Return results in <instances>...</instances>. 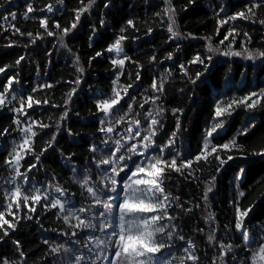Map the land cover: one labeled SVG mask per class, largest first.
<instances>
[{
	"label": "snow or ice",
	"instance_id": "obj_1",
	"mask_svg": "<svg viewBox=\"0 0 264 264\" xmlns=\"http://www.w3.org/2000/svg\"><path fill=\"white\" fill-rule=\"evenodd\" d=\"M13 0H0V8L11 4ZM26 9L22 13V19H29V14L40 13L39 31L34 35L32 32H21L19 28H14L12 35L27 36L29 45H37V40L43 42L48 37L58 35L57 43L60 49L72 53L69 47L68 39L74 35L81 25V17L85 13H90L97 4V0H79V7L71 11L74 13V19L69 25L62 27L58 20H53L52 28L49 27V15H55L57 12H63L64 0H57L59 8L48 3L37 9L33 7V2L24 0ZM156 0H144L147 6H151ZM197 0H188V6L196 5ZM112 0H103V8L109 9ZM163 5L160 11L154 13V16L160 17L161 20L167 21V33H169L168 42L180 41L185 38L203 39L205 41V52L202 55L197 52L191 59L180 62L179 53L181 45L176 43L174 51H168L162 60H157L155 52L149 58V67L133 60L125 50V42L130 38L124 33L129 27L136 32L140 29L136 27L134 19H128L125 27L120 28V34L114 38V42L109 44L106 49L96 51L95 55L88 60L89 66L97 57H105L110 54V65L113 73L112 87L110 94L98 93L101 98H93L95 104V113L93 114L98 123L96 141L89 145L90 158L87 167H78L74 163L75 153L65 156L60 153L61 158L67 168L73 173V177H80L74 182L78 183L83 189L82 197L86 203L76 207L74 204L75 193L69 192L58 184L52 190V180L46 181L43 186H37L33 177L35 172L39 171L38 165H42V157L52 149L56 151L54 145L57 143V135L60 134L64 123H66L70 104L73 97L77 94L79 86L84 83L83 74L85 67L80 62L79 55L74 54L73 64L74 71L77 75L73 80L65 81L69 85H74L66 94V99L61 104H53L52 107L61 108L62 112L59 121L53 127L52 124L34 119L26 109H33L34 106L49 104L47 99L40 100L35 98V93L42 92L44 89H52L51 83H38L30 90H27L21 84L19 67L21 62L26 61L27 53L20 55L15 59L14 64H6L0 67V74L5 76L4 83L0 84V111L7 110L12 114L11 123L0 130V139L8 137L11 140L9 146L0 145V151H7L8 156L4 161L6 171L10 172L11 189L6 190V208L11 219L5 218V212L0 211V244L10 243L13 249V257L0 256V264H28V254L18 239H13L21 220H33L36 214L37 206L42 212H53L57 220L63 221L68 225V230L61 231L62 243H51L48 239L43 241L48 251L45 254L42 264H203V260L196 251L195 244L178 231L179 216L171 214L179 209L183 213H192L193 207L199 208L200 204L186 206L180 200L179 196L172 197L171 193H166L164 188V173L167 169L169 173L175 172L183 175L185 179L192 176L193 162H203L205 165L216 163L215 174L206 182V187L201 196L205 204L209 200V194L213 192V185L217 174L229 161L241 159L247 162L249 155L259 157L264 160V138L259 141V147L250 152L245 149L244 145L239 144L236 137L222 144H215L214 134H219L224 129L225 120L221 118L230 117L236 107L243 105L247 110H255L261 102L264 101V88L258 91H252L242 96L239 100L231 99L225 103L219 100L213 109V118L209 122V127L205 129L202 137L201 146L190 156L181 151V141L178 134L181 132V123L179 116L183 115V109L172 108L171 115L176 117L175 128L163 143H157L160 134L164 129V115L168 109L164 108L163 102L167 96L168 88L171 87L170 80L174 79L173 70L180 73L181 78L189 86V91L207 82L208 75H212L211 69L215 66L214 58L216 57H233L243 58L252 62L249 67L255 66V61L259 59L260 67L264 70V45L262 48L250 50L252 37L247 32L242 33L240 50H234L237 37L241 33L237 31L229 22L250 21L257 23L254 19L257 13L254 9L259 10L264 7V0H248L243 10L229 12L226 10V3H220L218 0H211L209 10L212 12V18L217 24L215 35L220 34V27L229 25L226 29V35L219 40L217 45H213L211 37H195L188 33L187 37L182 34L177 25L176 8L173 0H160ZM214 5V6H213ZM187 11V6L181 9ZM223 14V16H222ZM31 18L35 19L36 16ZM84 16V19H89ZM4 21L13 22L17 20L16 12H9L8 16L2 17ZM100 27L106 26L105 19L97 21ZM258 23L264 26V19H259ZM3 27V25H0ZM5 31L8 29L5 28ZM152 27L146 29L145 35L151 36ZM98 35V30L93 24L89 35V47ZM232 37V39H229ZM138 40L140 37H132ZM225 41L227 44L225 45ZM14 42L9 43L6 47H12ZM224 46L223 48L221 46ZM56 49V45H53ZM52 51H45L44 56L47 63L51 62ZM115 58H112V57ZM173 61V67L164 66V61ZM126 62L134 65V73H126ZM216 63L221 61L216 60ZM185 64L191 66L199 65L201 70L197 71L194 76L189 73ZM159 66V68H158ZM39 71V63L35 65ZM16 69L14 74L9 75L6 69ZM143 71H152L149 88L140 93V100L136 95H131L129 90L134 87L136 82L142 80ZM121 77H125L127 83L120 85ZM59 83V82H58ZM16 85L17 87H14ZM180 94L185 93V89H179ZM127 97V99H125ZM256 99H253V98ZM123 101V103H121ZM160 101V104H157ZM249 101H251L249 103ZM145 104L149 107L145 108ZM79 115V113H76ZM179 114V115H178ZM50 119V118H49ZM251 122L243 128L238 135L247 137L251 129L256 128L254 123L255 117L250 118ZM143 121V124H142ZM34 126H38L34 130ZM11 129V131H9ZM46 129H53L51 137L40 147L39 151L35 148V139L40 134H47ZM68 135H73L70 128H64ZM13 133L16 137L13 138ZM42 138V137H41ZM235 149L240 155H227L226 159L220 155L221 150ZM215 154V155H213ZM31 157V160L26 157ZM213 157V161H209ZM22 161L24 163H22ZM179 161V163H178ZM27 164L22 172L21 168ZM95 170L97 179L93 181V172ZM185 169L186 172H182ZM32 173V176H29ZM123 173V175H121ZM246 175V169L239 168L235 179L241 180ZM7 183V181H6ZM43 189V190H42ZM239 196L243 197L244 193L240 192ZM234 220L233 226L239 233L241 245L236 247L233 244H224L222 241L216 243L215 229L207 234V241L214 246L218 252L219 264H264V226L256 225L249 227L251 223L249 213L252 212L253 205L241 207L239 201H234ZM174 205V206H173ZM15 206L16 212H12ZM24 214L21 216V209ZM75 219L77 223L71 225L70 221ZM215 221V216L208 213L206 221ZM35 223H39L37 219ZM259 228V231L256 229ZM198 232L203 233V228H198ZM81 241H84L81 245ZM179 241H185L180 245L183 255L176 257L177 251L173 247ZM238 251H247L249 257L245 260L237 258ZM216 264V260L213 261Z\"/></svg>",
	"mask_w": 264,
	"mask_h": 264
},
{
	"label": "trees",
	"instance_id": "obj_2",
	"mask_svg": "<svg viewBox=\"0 0 264 264\" xmlns=\"http://www.w3.org/2000/svg\"><path fill=\"white\" fill-rule=\"evenodd\" d=\"M30 2H33V7L37 9L48 3H52L56 8L60 7L57 0H30ZM218 2L226 3V10L231 13L243 10L248 0H218ZM85 3H87V0H85ZM210 3L211 0H197L196 5L188 6V0H173L179 31L185 37H187L188 33H192L195 37H211L215 46L226 35L225 29L229 25L220 27V34L215 35L217 24L214 22L212 12L209 10L208 6ZM79 6V0H64L63 8L66 9L65 11L57 12L55 15L48 14L50 17V29L52 28L53 20H58L62 27L69 25L74 19V13L71 10ZM186 6L187 11H182L181 9ZM162 7L160 0H156L151 6H147L144 0H112L110 8L104 9L103 0H97V4L91 12L84 14V16H89L90 18L85 20L84 16H82V26H78L79 30L74 35H70V39H68L72 53H67L66 50L59 48L57 43L59 33H57V36L46 38L43 42L37 40V45L24 47L31 38L26 35H12L14 28H19L24 33L32 32L34 35L38 31L43 33V29L39 27V17L43 14L37 12L29 14V19H22V13L26 9L24 0H13L11 4L0 8V25H3V27H0V67L6 64H14L15 59L27 53L26 61L28 62L22 61L19 67L21 84L25 87L26 94L27 90H30L38 83L47 82L54 85L52 89H44L42 92L34 94L36 99L42 101L47 99L49 101L47 105L42 104L41 106H34L33 109H26L34 119L50 123L53 127L55 126L59 121L62 109L52 107V105L61 104L66 99V94L74 85H69L65 81L73 80L77 75L74 71L75 65L72 62L74 54L79 55L80 62L85 67V73L83 74L85 82L79 86L77 94L73 97L67 121L64 123L60 134L57 135V143L54 145L57 150L49 149L41 158L42 165L37 166L39 171L37 172L36 169H33V172L36 173L33 180L37 186H43L46 181L55 177L52 182L53 191L58 184L65 190L75 193L74 204L76 207L82 206L87 202L81 195L83 189L80 188L78 183L74 182V179L79 180L80 177H73V173L65 166L60 153L63 152L65 156L75 153L74 163L78 167H87L90 158L89 145L96 141L98 136V123L93 115L96 111L93 98H101L97 95L98 93L110 94L113 78L110 59L106 58L110 54L106 53L105 57H97L92 61L91 66H89L88 60L95 55L96 51H102L114 42V38L120 34V28L125 27L128 19H134L136 27L140 31L136 32L129 27L124 33L130 38L129 41L125 42V50L133 60L145 65V68L149 67V58L153 52L157 55L158 61L162 60L168 51H174L176 43L181 45L180 62L193 58L197 52L204 54L205 41L203 39L185 38L169 44L168 37L170 34L166 30V19L161 20L160 17L154 16V13L160 11ZM10 11L17 13L15 22L10 19L9 21L2 19V17L8 16ZM254 11L257 13L256 17H254L257 23L240 20L229 22L241 33V36L237 37L233 46L234 50H240L243 32L249 33L252 37V43L249 46L250 50L262 48V45H264V26L258 23L259 19H264V7L259 10L254 9ZM32 16L37 18L33 19L31 18ZM101 18L106 21L105 27H100L97 23ZM13 24L14 28L11 27ZM93 24L98 30V35L90 48L89 35ZM148 27L153 28L151 36L145 35ZM5 28L8 30L5 31ZM135 36L140 37V39H131ZM229 39H232V37H229ZM12 42H14L12 47H6ZM54 44L56 49H53ZM226 44L227 41H225ZM221 47L223 48L224 46L222 45ZM45 51L53 52L50 63L46 62ZM112 58L115 57L113 56ZM216 60L221 62L216 63ZM36 63L40 65L38 72L35 67ZM251 63L242 57H216L214 58L215 66L211 69L212 75H208L207 82L195 88L194 91H189V86L181 78L180 73L173 70L174 79L169 82L172 86L166 85L168 92L162 105L169 111L164 115V129L157 143L166 141L175 128L176 117L171 115L170 110L172 108H181L183 109V115L179 116L181 132L178 134V139L181 141L180 150L188 156L195 153L201 146L205 129L209 127V122L212 121L213 109L219 100L228 103L231 99L239 100L242 96L252 91L264 88V70L260 67L259 59L255 61V66L249 67ZM164 66L173 67V61L165 60ZM185 66L193 76L197 71L201 70L200 66L196 64L191 66L185 64ZM15 70L14 68H8L6 72L12 75ZM135 71L136 67L126 62L125 72L134 73ZM152 75V71H143L141 73L142 80L136 82L134 87L129 90V93L136 95L138 100H140V93H144L147 96L148 93L144 90L149 88ZM4 82H6L5 76L0 74V84ZM125 83H127L126 78L121 77L119 84L124 85ZM14 87L17 86L14 85ZM181 87L185 89L184 94L179 92ZM253 99L256 98L254 97ZM157 104H160V101H157ZM148 107L149 105L145 104V108ZM76 113H79V115ZM251 117H255L256 128L251 129L247 137L238 135L243 128L253 122L250 119ZM11 119L12 114L10 112L7 110L0 111V130L8 126L11 123ZM221 119L225 120V126L223 130L219 131L218 135L214 134L213 143L222 144L236 137L238 143L244 145L249 152L259 147V141L264 138V101L255 110H247L243 105L236 107L230 117ZM37 128L38 126H34V130H37ZM64 128H70L73 135H68L67 131L63 130ZM52 131L53 129H46V135L42 133L36 137L34 146L37 151H39L45 141L50 139ZM14 137H16V133H13ZM9 142L11 141L8 137L0 139V145L9 146ZM229 154L233 156L240 155L235 149L220 151L222 158L226 159ZM7 156V151H0V211L5 212L6 219H11L7 212L4 195L6 190L11 189V174L6 171L4 165ZM26 159L31 160V157H26ZM209 161H213V157H209ZM22 163L24 162L22 161ZM26 167L27 164H24L21 171L23 172ZM241 167L246 169V175L237 181L235 176ZM215 168L216 163L214 161L210 166L205 165L203 162H199V164L193 162L192 176L189 179H185L183 175L175 172L169 173L167 169L164 173L163 186L166 193H171L172 197L179 196L186 206L200 204L199 208L193 207L192 213H183L176 209L171 214L179 216L178 231L184 235L185 241L190 239L195 244L196 251L203 260V264H213L214 260H216V264H219L217 259L219 256L218 250L210 245L206 239L207 234L213 229H215L216 243L222 241L224 244L231 243L234 247L242 243L239 239V233L236 232L233 226L234 201H239L242 208L254 204L252 212L249 213L251 223L248 226H264V160L249 155L247 162L241 159L229 161L217 174L213 192L209 194V200L205 204L201 193L207 186L206 182L208 179L215 174ZM89 171L93 172L92 179L95 181L97 179L95 170L89 169ZM182 172H186V170L182 169ZM29 176L31 177L32 173H29ZM240 192L244 193L243 197L239 196ZM54 211L56 210L45 213L37 206L33 220H21L22 226L18 227L13 236V239L20 241L28 254V264H42L48 251L47 246L43 243L45 239H48L53 244L63 242L61 231L68 230L69 226L65 225L62 219L57 220L53 215ZM12 212H16L15 206H13ZM209 212L215 216V221L208 220L205 222ZM23 214L24 209L22 208L20 215L22 216ZM37 219L39 223H35ZM76 223L75 219L70 221L71 225ZM198 228H203L204 232H198ZM259 230V228L256 229V231ZM185 241H179L173 245L177 249L174 253L176 257L183 255L180 245L184 244ZM83 243L84 241H81V245ZM12 253L13 249L10 243L0 244V256L15 259ZM248 257L249 253L247 251L237 252L238 259L245 260Z\"/></svg>",
	"mask_w": 264,
	"mask_h": 264
},
{
	"label": "rangeland",
	"instance_id": "obj_3",
	"mask_svg": "<svg viewBox=\"0 0 264 264\" xmlns=\"http://www.w3.org/2000/svg\"><path fill=\"white\" fill-rule=\"evenodd\" d=\"M15 138V137H14ZM11 141V140H10ZM9 143H11V142H9Z\"/></svg>",
	"mask_w": 264,
	"mask_h": 264
}]
</instances>
